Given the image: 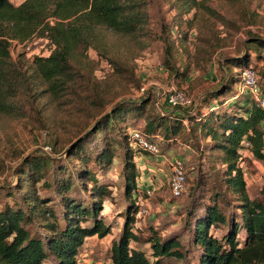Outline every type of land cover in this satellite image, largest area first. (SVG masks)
I'll return each instance as SVG.
<instances>
[{"label":"trees","instance_id":"1","mask_svg":"<svg viewBox=\"0 0 264 264\" xmlns=\"http://www.w3.org/2000/svg\"><path fill=\"white\" fill-rule=\"evenodd\" d=\"M186 2L196 6V0ZM144 3L145 0H23L14 4L0 0V85L6 76L12 41L21 43L34 37L49 40L53 47L50 54L35 57L34 63L45 79L59 78L69 69L70 54L84 45L97 27L124 35L142 28L147 22ZM245 44L244 50L225 59L226 76L220 84L184 113L171 111L151 117L145 111L148 99L118 103L69 146L65 153L69 162H76L72 167L42 154L25 158L15 168L19 184L0 187V264H44L47 260L53 264H78L85 240L110 232L101 212L112 188L100 181L98 173L112 166L118 144L124 149L123 191L129 201L121 234L109 249L111 264H171L182 259L186 263L187 252L177 235L161 237L152 230L141 241L135 232L139 206L130 198L137 191L138 174L133 161L137 150L129 145V135L124 133L128 129H139L150 141L160 137L168 144L185 132L193 137L189 147L206 142L210 152L219 151L217 160L225 166L221 173L224 184L220 185L215 176L210 191L208 182L200 179L191 188L192 196L197 192L188 213L193 219L191 241L197 252L196 262L264 264V183L262 198H251L241 166L245 151L264 161V111L238 89L245 68L255 70L262 86L258 71L250 64V54L262 62L259 72L264 81V37L250 35ZM168 62L170 72L176 76L185 74ZM140 120L144 121L142 129L138 127ZM217 230L222 233L219 235ZM141 242L148 244L147 249L139 247Z\"/></svg>","mask_w":264,"mask_h":264},{"label":"rangeland","instance_id":"2","mask_svg":"<svg viewBox=\"0 0 264 264\" xmlns=\"http://www.w3.org/2000/svg\"><path fill=\"white\" fill-rule=\"evenodd\" d=\"M11 1L18 4L23 0ZM186 1L145 0L142 9L147 22L132 34L97 27L88 41L70 54L69 69L59 78L45 79L34 63L35 57L50 54L53 47L49 40L34 37L28 42L29 51L25 46L12 44L6 76L0 85V187L18 185L15 168L34 154L58 158L61 164L72 167L76 162H69L65 153L69 146L118 103L148 99L145 111L151 117L171 111L182 114L193 108L177 109L159 105L157 100L170 91L182 90L198 105L224 79L225 59L244 50L250 35L264 37V0H196L194 7ZM168 60L185 74L176 76L170 72L166 67ZM250 64L258 71L264 88L259 72L262 62L251 53ZM142 87L147 90L146 94L141 91ZM138 127L144 128L143 120L138 122ZM124 133L128 134V130ZM182 133L171 144L155 138L165 158L180 157L185 164L187 191L181 197L170 194L166 160L161 162L142 151L135 154L133 161L137 159V165L150 167L152 182L147 185L154 190L145 202L148 214L136 217L134 229L141 241L152 230L161 237L177 235L187 252L186 263L182 259L171 264H197V252L191 241L193 219L188 215L197 192L192 196L191 188L200 179L208 182L210 191L215 176L220 185L224 184L221 173L225 166L217 160L219 151L210 152L206 142L196 148L189 147L193 137ZM91 146L94 147V142ZM115 153L112 166L98 173L100 181L112 188L101 212L105 223L110 225V232L104 237L92 236L85 240L79 264L109 262L111 243L121 234L129 201L123 191L121 144L116 146ZM243 159L241 166L245 170L248 193L251 198L261 199L264 161L255 159L248 151ZM138 169L136 166L137 178ZM53 174L50 171L51 178ZM147 181L137 179L140 185ZM39 185L36 187L40 190ZM207 191L206 188V194ZM221 206L226 209L224 204ZM217 233L220 235L222 230ZM147 246L144 242L139 244L142 249ZM148 256L152 262L149 252ZM44 264H53V261L47 260Z\"/></svg>","mask_w":264,"mask_h":264},{"label":"built area","instance_id":"3","mask_svg":"<svg viewBox=\"0 0 264 264\" xmlns=\"http://www.w3.org/2000/svg\"><path fill=\"white\" fill-rule=\"evenodd\" d=\"M28 42L29 41H24L20 43L18 41H12V44L18 47L25 46V50L29 51L30 48L28 46ZM240 77V91L250 95L258 107L264 111V90H262L258 84V77L255 70L252 68H245L241 71ZM141 91L145 94L147 93L145 87H142ZM157 104H164L166 106L178 109L181 107H194L195 102L193 98L190 97L185 91L174 90L164 94L160 100H157ZM184 124L187 127V121H185ZM128 135L129 145L133 150H137V152H146L150 155H153L156 160H160L161 162L166 160L169 168L167 183L170 194L172 197H181L187 191L186 170L183 160L180 157H172L170 159L165 158V156L160 152L159 146L156 144V142L150 141L148 137H146L139 129H128ZM139 157L141 158L140 155ZM136 160L134 161L135 163L138 162V160ZM136 166H139L138 172L140 173V176L137 179L142 181L148 180L145 182V184L142 183L141 185L138 183L139 181L137 182V191L133 196V200L139 206V210L136 215L137 217L148 214V210L145 207V202L153 194L154 187L149 186V184L147 185V183L150 181L152 182V180H150V167L144 166L143 164L137 165V163ZM84 264H111V261L100 263L86 261Z\"/></svg>","mask_w":264,"mask_h":264},{"label":"crops","instance_id":"4","mask_svg":"<svg viewBox=\"0 0 264 264\" xmlns=\"http://www.w3.org/2000/svg\"><path fill=\"white\" fill-rule=\"evenodd\" d=\"M19 4V3H18ZM187 121L186 119L184 120V122Z\"/></svg>","mask_w":264,"mask_h":264}]
</instances>
